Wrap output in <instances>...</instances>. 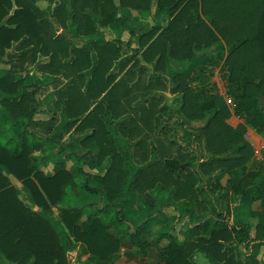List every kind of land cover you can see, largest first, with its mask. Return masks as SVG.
Returning a JSON list of instances; mask_svg holds the SVG:
<instances>
[{
	"label": "trees",
	"instance_id": "16d2710c",
	"mask_svg": "<svg viewBox=\"0 0 264 264\" xmlns=\"http://www.w3.org/2000/svg\"><path fill=\"white\" fill-rule=\"evenodd\" d=\"M40 2L0 0V252L17 264H114L126 242L146 256L153 232L156 264H204L195 260L197 251L208 264H264V224L251 221L243 203L232 209L229 201L232 189L235 197L264 204L261 172H247L253 147L226 121L229 111L218 96L207 99L209 82L174 66L211 56L235 113L264 135V119H253L264 108V0H158V9L169 11L168 25L151 28L140 44L155 68L173 67V85L164 71L151 72L146 98L138 100L142 137L133 143L119 95L125 79L117 78L133 57H120L121 36L131 9L152 0H48V11ZM69 32L88 39L77 45ZM14 39L33 46L7 55ZM214 45L227 49L222 63ZM38 51L50 60L38 64L28 83L25 61L36 60ZM51 82L55 90L39 98ZM168 87L181 93L174 112L188 156L151 135L158 106L157 96L152 102L147 95ZM195 142L207 149L206 158L192 149ZM137 145L147 152L138 172ZM53 147L63 154L54 173L44 169ZM39 150L41 160L34 156ZM234 173L237 183L221 182ZM139 199L144 210L134 216L130 208ZM162 206H171L178 220L162 222Z\"/></svg>",
	"mask_w": 264,
	"mask_h": 264
},
{
	"label": "rangeland",
	"instance_id": "374dc122",
	"mask_svg": "<svg viewBox=\"0 0 264 264\" xmlns=\"http://www.w3.org/2000/svg\"><path fill=\"white\" fill-rule=\"evenodd\" d=\"M155 1H157V4H158V0H152V3L146 7L132 8V9L133 10L134 9L150 10L152 4ZM115 2L117 4H119L120 0L119 1L115 0ZM40 3H41L40 4L41 8L43 7L46 9V11H48V8H46L48 5H50L48 0H41ZM132 9H131V11H132ZM163 11H164V8L158 9L156 11L157 12V15H156L157 21L155 22L156 25L153 28L163 29L164 27H166L168 25L167 24L168 21L166 22L165 19L163 20V18H162L163 16H164V18L167 17L164 15ZM50 13H51V11H50ZM132 17H133V15H132ZM161 20H163L164 23H166L165 26H162V24H159L161 22ZM132 22H133L132 20L128 21L127 26H125L126 29L130 30V36H133L135 34V29H131V28H134V26H135L134 24H131ZM141 25L143 27H144V25H146L144 27V29H146L148 27V23H146V22H143V24H141ZM147 32H145V34H147ZM67 35L70 38V40L77 45L83 44L88 39L87 37H82V36L76 37L73 35V32H69ZM19 43H20L19 40L14 39L12 46L7 50V55H10L11 53H13V54L20 53L21 49L25 48V50H28L30 48V46H33L29 42H27L25 44H22V43L19 44ZM128 43L123 40V43L120 44V57H126V56L130 57L131 56L133 58L130 61L125 62V67L121 71L118 72L117 78L118 79H120V78L125 79V82L120 89L119 95L121 98V105H122L121 110L123 112V117H126L129 124L133 127L132 133L130 135L128 134L129 137L127 136L129 138L130 142L133 143V142H137L142 137V131H141L142 127L141 126L143 124V121H142L141 116L143 115V111L140 109V105L138 104L139 103L138 100L142 101L143 99L146 98V95H143V94L146 91L145 85L149 82V75L151 74V72L154 69L156 70L157 73H162L164 71V75L168 77V78H165L164 80L171 87L173 85V82L171 80V71H172L173 67L168 66L166 64L165 70H163L159 66L155 68V65H153V63L146 61L144 58V54H142V51L144 49V47H142V46H144L143 44H142V46H141V44H139L140 45L139 48H134L133 47V43H134L133 40H132V42H128ZM141 48H143V49H141ZM212 49H213V53L215 55L214 58H216L217 61L222 63V61L224 60L225 55L227 53V49H225L223 51L221 46H218V45H214ZM35 59L36 60H34L32 62H30L29 60L25 61L26 68L27 67L30 68V76H29L28 81H27L28 83H32V80H33L32 75H33L34 71L37 70L38 64L42 63V62H47L50 60V54L47 55V54L43 53L42 51H38L37 55L35 56ZM136 60L139 61L138 64H134V62ZM175 64L178 66H182V68L184 67V69H183L184 71H186L185 69L188 68L189 70L184 72V73L189 75L190 78L196 77V75L199 73L202 76L205 83L209 82L210 87H208L207 99H211L212 96H218L219 106H221L223 108H227L226 105L224 104L225 102H224L223 98L221 97L222 94L220 93L219 88L216 86V83H214V81H213L214 75H215V70L217 68L220 69V64L216 65V63L212 61L211 56H208L205 54H199L193 60L179 62V63H175ZM1 65H4V64H1ZM128 68H131L132 73H126ZM175 68H177V66H175ZM219 73L222 74L221 69L219 70ZM53 75L57 76L55 74H53ZM197 79H198V77H197ZM192 82H193V84H196L198 82V80L195 79ZM170 87H168L166 89L161 88V90H157V91L156 90L151 91V93L149 95H147V97H150L151 101H152V97L154 95L157 96V97H155V99L153 101H156V105L158 106V114H157L158 117H157L155 124H154V131L151 135L162 136L165 140L164 142L169 145V147L171 148V150L173 151V153L175 155H178V154L184 155L185 154L188 156L190 153L185 148L186 141L183 137V131L179 130V129L177 130V126L179 124L180 118L177 115V113L174 112V109H177L181 106V102H180L181 100H180V98H179V100H176L175 94L176 93L181 94V93L176 91V90L174 91V90L170 89ZM55 88H56L55 82L45 84L43 90L40 93H38L39 98L42 99L50 91L55 90ZM12 96H14V95H12ZM58 111H59V109H58ZM228 111H229V109H228ZM236 115H238V114H236ZM58 116H59V114H58ZM228 116H227V118H228ZM227 118H226V121H227ZM253 119L256 123L259 122L260 120L264 119V108L256 111V115L254 116ZM235 129H237V128H235ZM88 131H90V129H88L85 132H88ZM238 131L241 132L240 130H238ZM85 132H84V134H85ZM64 139L67 142L70 141V137H68L67 134L64 135ZM150 140H151V138L149 139V142H150ZM149 144L151 147L152 146L151 143H149ZM49 145H52V144H49ZM179 145H181V147ZM192 149L198 153L201 160L206 158V156L208 155L207 149L205 147H203V145H201V144L198 145L196 142L194 143V146H192ZM50 154H51L50 156H51L52 161L50 162V164L48 165L47 168L50 172L54 173L58 170L57 161H58V158L62 156V154L60 153L59 149L54 148V147L52 148ZM42 155H43L42 151H40V150L34 153V156H37L39 158V160H41ZM146 155H147V152H146L145 147L143 148L142 145H137L136 147H134L132 162H133V165L135 167L136 172H138L140 170L142 164L145 162V160H146L145 156ZM256 160L254 163H251L248 165L247 172H248V174H250L254 169H258L261 172L262 177L264 179V162L258 161V159H256ZM106 163H110V160L107 159ZM238 181H239V177L235 173L233 175L227 174V175L223 176V178L221 179V182L224 185L227 184L228 186H231V185L237 183ZM229 194H230L229 201H230V206L232 209L237 208L240 203H243V205L247 206L249 209L248 210L249 219L255 223L264 224V204L261 203V205L257 209H255L252 207L253 203H251V201L249 199L243 198L240 195L235 197V195L232 192V189L230 190ZM161 208H162V212H161L162 222H168L170 220H175V221L178 220L177 219V213L171 206H162ZM54 210L56 213H58V209L56 207H54ZM143 210H144V203L140 199L137 200L130 208V211L134 216H138ZM176 225H177V227H180L181 223H177ZM158 226H160V224H157L156 226H154V230ZM149 238L151 241V247L149 249V253L146 256H144L141 253L138 246L134 245L131 242H126V243L122 244V249L118 252L119 256H118V259L115 261L114 264H156L158 262V256H157L158 251H157V247H156V244H157L156 239H155L153 232L149 235ZM178 238H179V240H182L184 238L183 233L179 232ZM195 260L199 263H204V264L209 263V258L207 256V254L205 252H202V251H197L195 253ZM0 264H17V263L8 260L0 252Z\"/></svg>",
	"mask_w": 264,
	"mask_h": 264
},
{
	"label": "crops",
	"instance_id": "0c3cea01",
	"mask_svg": "<svg viewBox=\"0 0 264 264\" xmlns=\"http://www.w3.org/2000/svg\"><path fill=\"white\" fill-rule=\"evenodd\" d=\"M119 1V0H118ZM158 10V4H157V1H155L153 4H152V6H151V8H150V10H141V9H132V15H133V17L131 18V19H129V21L130 20H132L133 22L131 23V24H134L135 26H134V28H131V29H135V34L133 35V36H130V30H128V29H126V28H124V30H123V33H122V36H121V39L122 40H124V41H126V42H132V40H133V47L134 48H139L140 47V36L141 35H143V34H145V32H147L149 29H151V28H153L155 25H156V21H157V19H156V15H157V11ZM164 15L165 16H167L166 18H164V16L162 17L163 18V20L165 19V21L167 22H169V20H170V16H169V11H168V9L167 8H165L164 9ZM169 16V17H168ZM163 20H161V22L159 23V24H162V26H165V24L166 23H164V21ZM143 22H146V23H148V27L146 28V29H144V27L146 26V25H144V27L141 25V24H143ZM127 24H128V22L126 23V26H127ZM168 24V23H167ZM105 33H106V35H109L110 37H114L115 35H114V33L109 29V28H105ZM132 35V34H131ZM141 49H143V48H141ZM142 51V50H141ZM140 51V52H141ZM145 63V62H144ZM1 65V64H0ZM175 66H177V69H179V68H181V66H178V65H175ZM183 69V68H182ZM186 71H188L189 69L188 68H186L185 69ZM185 71V72H186ZM187 75V74H186ZM214 84V83H213ZM175 96H176V100H179V98H180V94L179 93H176L175 94ZM222 98H223V100H224V104L226 105V107L229 109V116H228V118H227V121L234 127V128H237L238 130H240L241 132H242V134H243V136L247 139V137H246V133L247 132H249V133H251V136H252V139L255 141V142H260V141H264V135L263 134H261V133H259L258 131H257V129L255 128V125H253V124H249L247 121H246V119L245 118H243V117H240V116H238V115H236L235 114V111L233 110V108H231L229 105H228V103H227V100H226V97L225 96H221ZM222 100V99H221ZM262 101H264V97L262 98ZM221 102V101H220ZM226 108V109H227ZM38 116H40V117H44V118H46L47 117V115H45V114H42V113H40V114H38ZM88 132H90V131H88ZM88 132H85V133H88ZM68 135V137H70L69 136V134H67ZM63 141H66L64 138H63ZM67 142V141H66ZM251 145H252V147H253V151H254V146H253V144L252 143H250ZM54 148H56V147H54ZM58 149V148H57ZM62 154V153H61ZM51 155V154H50ZM63 157V154H62V156L61 157H59L58 158V160L60 159V158H62ZM254 159L256 160L257 158L255 157V155H254ZM52 160H51V156H50V160H49V162H48V165L50 164V162H51ZM257 161V160H256ZM258 161H261V162H264V160H258ZM71 164V163H70ZM48 165L47 166H44V169L45 170H47V171H49L48 170ZM57 165H58V161H57ZM59 168V167H58ZM50 172V171H49ZM261 205V202L260 201H255V202H253V204H252V207L253 208H255V209H257L259 206Z\"/></svg>",
	"mask_w": 264,
	"mask_h": 264
},
{
	"label": "built area",
	"instance_id": "2783aa9c",
	"mask_svg": "<svg viewBox=\"0 0 264 264\" xmlns=\"http://www.w3.org/2000/svg\"><path fill=\"white\" fill-rule=\"evenodd\" d=\"M219 68L215 70L214 75V83H216V86L219 88L220 93L226 97L228 105L233 108L235 111V101L233 97L229 94V87L228 82L222 77V75L219 73ZM239 116V115H238ZM241 117V116H240ZM247 140L253 144L254 146V155L258 160H264V141L255 142L252 139L251 133H246Z\"/></svg>",
	"mask_w": 264,
	"mask_h": 264
}]
</instances>
